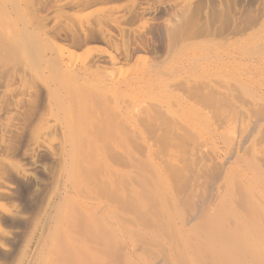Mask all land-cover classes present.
I'll list each match as a JSON object with an SVG mask.
<instances>
[{"label": "rangeland", "instance_id": "374dc122", "mask_svg": "<svg viewBox=\"0 0 264 264\" xmlns=\"http://www.w3.org/2000/svg\"><path fill=\"white\" fill-rule=\"evenodd\" d=\"M224 245L264 264V0H0V264Z\"/></svg>", "mask_w": 264, "mask_h": 264}, {"label": "bare ground", "instance_id": "6f19581e", "mask_svg": "<svg viewBox=\"0 0 264 264\" xmlns=\"http://www.w3.org/2000/svg\"><path fill=\"white\" fill-rule=\"evenodd\" d=\"M222 238V237H221ZM215 239V238H214ZM216 246V245H215ZM234 248V247H233ZM222 249H223V252L226 254V256L227 257H229V259L231 258V262H233V264H242V262H240V260L238 259V258H235V256H237V255H233V252H232V250L233 249H229V248H227L225 245L224 246H222ZM222 249H220V250H222ZM234 252H236L235 250H233ZM238 252H236V254H237ZM223 254V253H222ZM227 259V258H226Z\"/></svg>", "mask_w": 264, "mask_h": 264}]
</instances>
